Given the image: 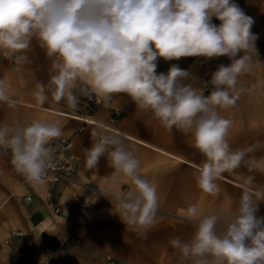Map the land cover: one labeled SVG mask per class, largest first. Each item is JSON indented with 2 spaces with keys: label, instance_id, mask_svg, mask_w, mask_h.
<instances>
[{
  "label": "clouds",
  "instance_id": "obj_1",
  "mask_svg": "<svg viewBox=\"0 0 264 264\" xmlns=\"http://www.w3.org/2000/svg\"><path fill=\"white\" fill-rule=\"evenodd\" d=\"M253 24L234 0H0V53L15 55L22 65L30 63L26 53L34 40L45 51L51 60L49 79L36 81L32 93L39 106L51 97L75 110V90L86 86L81 90L104 101L123 94L166 131L189 137L205 158L196 170V184L215 196L223 173L264 164L248 156L252 147L231 148L233 121L221 115L240 98L239 77L259 63ZM221 56L231 63L219 65L206 82L177 64L167 73L157 72L159 58ZM209 85L210 94L204 95ZM0 103L17 105L3 80ZM90 135L94 143L84 149L85 167L98 170L105 157L125 178L130 184L126 193L101 194L117 200L122 221L146 238L160 206L157 186L142 176L140 160L115 134H104L100 125ZM62 137L56 120L0 124V148L10 150L15 170L34 184H43L54 170L52 142ZM262 201L264 192L245 190L229 209L204 212L189 205L182 219L193 226L191 237L169 240L175 264H264V217L256 215ZM47 260L42 257L41 264Z\"/></svg>",
  "mask_w": 264,
  "mask_h": 264
},
{
  "label": "crops",
  "instance_id": "obj_2",
  "mask_svg": "<svg viewBox=\"0 0 264 264\" xmlns=\"http://www.w3.org/2000/svg\"><path fill=\"white\" fill-rule=\"evenodd\" d=\"M234 2L254 20L251 31L258 36L255 43L259 63L239 77L237 87L243 89L240 98L235 107L221 110V115L233 121L229 136L231 148L252 147L253 152L248 156L264 161V0ZM213 23L218 25L219 21L213 18ZM26 54L30 63L18 65L15 55L6 57L0 53V80L6 82L11 97L17 101L15 108L0 103V124L25 125L33 119L59 121L62 139L73 142L75 178L80 184L90 185L101 192L126 193L130 188L124 177L115 174L105 157L100 158L98 170L85 167L84 149L91 148L94 143L90 133L103 125L104 134H115L140 160V172L157 186L159 208L164 211L182 218L191 204H197L204 212H211L232 208L245 190L264 192L262 164L252 170L241 165L232 172H225L217 181L220 192L215 196L204 193L198 188L195 175L205 158L191 146L190 138L175 129L166 131L151 113L137 109L123 94L113 95L108 101L102 99V104L93 109L88 92L81 90L86 86H81L75 90L79 100L75 110L69 108L66 101L56 102L51 97L44 105H37L32 95L35 83L38 80L47 83L51 60L35 40ZM242 54L239 53L237 58ZM230 63L226 56L212 59L186 57L171 61L159 58L157 69L168 71L171 65L177 64L190 70L201 82H206L219 65ZM111 110L119 112V117L112 120ZM11 159L0 151V264H41L42 257H48L47 264H52L50 256L73 252L86 238L79 226L78 215L83 203L90 200L85 199L90 194L66 182L51 187L48 184L33 186L15 170ZM25 196H30L31 201L25 202ZM93 200L91 204L97 206L108 204L106 200ZM256 215L264 217V201L258 204ZM149 232L159 240L156 245L148 243L149 246L161 247L158 253L162 255L175 256L169 240L175 237L188 240L193 226L157 215ZM167 261L175 263V257Z\"/></svg>",
  "mask_w": 264,
  "mask_h": 264
},
{
  "label": "rangeland",
  "instance_id": "obj_3",
  "mask_svg": "<svg viewBox=\"0 0 264 264\" xmlns=\"http://www.w3.org/2000/svg\"><path fill=\"white\" fill-rule=\"evenodd\" d=\"M157 71L165 72V70L160 69ZM208 87L212 86L209 85ZM204 94L208 95L210 92L205 90ZM114 111L111 110L112 120L120 115L119 112H117L118 115H114ZM0 151L11 156V152L7 149L3 148ZM75 171L76 167L72 175L74 181L66 183L81 187L90 194L85 198L90 200L83 203L78 215L80 216L79 226L86 238L77 250L64 252V256H50L52 264H175L167 261L175 256L162 255L158 253L162 250L161 247L148 245V243L155 244L156 241H159L155 234L149 232L146 234V238H142L139 235L140 229L126 225L122 221L118 214L119 207L114 206V204H118L117 200L113 198L111 202L109 197L101 194V191L96 188L80 184L75 178ZM93 199L106 200L108 204L102 206H97L95 203L91 204ZM157 215L183 221L181 217L160 208ZM165 242L167 243L168 239Z\"/></svg>",
  "mask_w": 264,
  "mask_h": 264
},
{
  "label": "built area",
  "instance_id": "obj_4",
  "mask_svg": "<svg viewBox=\"0 0 264 264\" xmlns=\"http://www.w3.org/2000/svg\"><path fill=\"white\" fill-rule=\"evenodd\" d=\"M159 73V71H157ZM167 73V71L163 72ZM207 91H211V87L206 89ZM89 102L93 109H96L102 104V100L98 99L94 93L88 92ZM117 95V94H115ZM114 115H118L117 111L113 112ZM53 146L56 148L54 163L55 168L51 170L49 174L45 177V181L43 184H48L50 187L59 182H73V173L75 170V156L72 152L73 142L71 139H60L57 141H53ZM27 180V179H26ZM27 182L33 186H40L43 184H34L27 180ZM50 196V194H48ZM25 202L31 201L30 196H25L23 198ZM54 212H58L57 208H53Z\"/></svg>",
  "mask_w": 264,
  "mask_h": 264
}]
</instances>
